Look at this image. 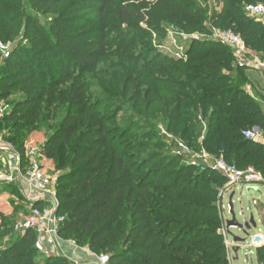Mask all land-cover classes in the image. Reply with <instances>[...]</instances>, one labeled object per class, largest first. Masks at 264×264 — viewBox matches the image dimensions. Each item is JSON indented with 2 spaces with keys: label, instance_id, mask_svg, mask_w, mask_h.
<instances>
[{
  "label": "trees",
  "instance_id": "16d2710c",
  "mask_svg": "<svg viewBox=\"0 0 264 264\" xmlns=\"http://www.w3.org/2000/svg\"><path fill=\"white\" fill-rule=\"evenodd\" d=\"M64 1L0 0V44L7 46L20 38L8 48L6 57L0 51V101L7 98L6 92L20 94L10 116L20 122L21 129L34 126L42 106L65 108L42 151L46 159L67 165L68 172L58 177L55 186L57 215L63 218L60 236L93 253L100 250L102 255L108 254L107 264H229L219 233L216 202L204 203L205 196L217 194L224 186L225 178L206 166L204 173L186 181L181 180L187 170L170 173L173 179L165 184L167 179H162L157 166L145 170L143 165L133 166L117 152L120 143L118 146L105 129L106 109L87 99L82 81V76L106 56L108 48L128 52L138 46L137 37L120 25L117 38L110 37L106 19L127 26L177 22L190 16L186 1L72 0L65 7ZM263 1L221 0L222 19L215 23L239 35L248 50L262 57L264 26L242 17L245 6ZM151 4L149 13H143ZM38 15L53 19L45 27ZM193 27L201 29L197 24ZM143 52L140 76L135 80L127 77L124 94L131 90L141 97L142 89L151 81L168 84L157 85L156 91H164L165 101L176 113L181 103L187 102L182 116H192L195 129L200 127L198 117L204 121L201 148L208 155L222 158L237 169L253 167L264 175V147L241 134L252 127L264 133V114L259 103L244 91L246 68L233 65L231 50L220 43H195L185 63L157 55L155 49ZM46 61L49 68L58 70V80L53 79ZM158 72L165 74V81L155 79ZM63 86V91L56 92ZM182 121L181 130L186 134L187 121ZM28 140L16 146L22 166L27 161ZM142 170L143 174L136 177ZM207 178L218 183L212 190L202 187ZM157 185L160 189L154 194ZM12 188L16 190L14 185ZM34 240L32 232L10 238L0 248V264H72L59 256L39 257ZM256 258L258 264H264V248L257 249Z\"/></svg>",
  "mask_w": 264,
  "mask_h": 264
},
{
  "label": "rangeland",
  "instance_id": "374dc122",
  "mask_svg": "<svg viewBox=\"0 0 264 264\" xmlns=\"http://www.w3.org/2000/svg\"><path fill=\"white\" fill-rule=\"evenodd\" d=\"M71 1L65 0L63 6H67ZM185 1L190 10V16L177 22L169 21L170 23H168L162 20L160 23H153L154 25L146 22H135L134 25L127 26V24L123 23L116 24L114 22L115 19L109 21L106 19L104 23L110 32L108 34L110 37L117 38L116 32L119 30L118 27L120 25L123 29H130L132 35L137 37L138 46L128 52H119V49L108 48L106 56L98 65L82 76V81L86 85L85 94L87 99L93 104L102 105L106 109L108 122L105 125V129L116 140L115 142L118 146L120 143V150L118 147L117 152L123 153L136 168L143 165L145 170L157 166L162 179H167L164 181L165 184L170 183L169 181L173 179L170 178V173L185 169L187 173L182 176L181 181H186L200 175L204 168L209 165L208 162L201 159L202 151L205 152L201 148V139L204 137L205 132H203L201 127L194 128V122H192L194 118L192 116H182L181 109L183 106H187V102L181 103V109L176 113L172 110L171 105L169 106L165 101L164 91L162 93L157 92L159 87L157 85L163 84L167 86L168 84H157V81H151L148 86L142 89L141 97H136V94L131 92V90L125 95L123 87L127 77L135 80L140 76L144 63V56H142L141 52L147 51L149 48L155 49L157 55H166L170 59L181 60L185 63L187 61V53L195 43H220L214 39L213 34L214 31H223L221 27L215 25L222 19V17H219L222 10L221 0ZM259 3H264V1ZM146 4L144 3L141 8L145 7ZM151 7L152 4L149 5V9H144L142 12L145 14L149 13ZM242 18L245 20L252 19L246 15H243ZM37 19L41 25L47 27L51 23L53 16L38 15ZM109 19H113V17L109 16ZM194 24L199 25L201 29L193 27ZM185 25L189 26V28L184 29ZM261 25L264 26V23L261 22ZM15 41L10 42L9 46L14 47L20 41V38ZM229 49L234 58L233 65H239L235 52L231 48ZM144 53L146 54V52ZM46 62L47 68L50 69V74L54 75L53 79L58 80L57 78L61 77L56 74L58 70L54 66L49 68L48 61ZM41 63L43 64L42 61L39 62V64ZM155 79L165 81L166 76L164 73L160 74L158 72L155 74ZM233 82L232 84H234ZM65 87L56 89V92L63 91ZM2 91L3 89L0 90V92ZM6 93L7 98L0 101V104L4 107V113L0 119V236L2 235L0 248L4 247L10 238L18 235L14 232V225L19 220L20 215L26 214L29 205L17 189L13 190L12 183H6L3 180V177L8 176L14 167V156L17 155L16 146L29 137L25 144L27 162L29 161V163L55 178V186L58 185V177L68 172L66 164L63 166L61 164L60 166L56 160H48L42 155L47 139L55 132L62 117L65 115V108L54 104L48 109H44L42 106L34 126L21 129L20 122L12 120L10 116L21 96L18 92ZM190 111L192 112V110ZM177 115L180 116L177 117ZM199 118L196 120L198 123ZM182 120L187 121L184 126L187 129L186 134H183L181 130ZM126 131H128V134L125 135ZM193 135L196 136L194 137ZM205 154L208 155L206 152ZM65 157L67 162V156ZM59 158L60 156H57L58 162ZM26 165L25 162L23 166H20L24 167ZM144 170L138 172L136 177L142 175ZM217 184L207 178V180L203 181L202 187L203 189L212 190ZM159 187L157 185L152 193L158 194ZM229 191L231 190L226 191L222 187L218 189L217 194L211 193L205 196L204 203L213 204L216 202L218 210V204L223 194L229 193ZM233 194L232 206L235 223L243 225L244 222L249 221L251 218L250 205L253 222L259 228L258 217L253 210L252 202L259 201L264 204V186L252 184L238 187L233 190ZM157 201H160V199ZM228 204L227 200L225 206H228ZM152 213L155 214L157 211L152 210ZM232 230L227 236L229 241H232L233 238L241 241L247 240L242 230L235 226ZM62 239L64 241L71 240L70 238ZM79 246L85 247L84 245ZM93 254L98 257L102 255V252L98 250ZM39 257L41 256L39 255ZM233 264H256L254 252L251 257H245V252L240 251L239 259Z\"/></svg>",
  "mask_w": 264,
  "mask_h": 264
},
{
  "label": "built area",
  "instance_id": "2783aa9c",
  "mask_svg": "<svg viewBox=\"0 0 264 264\" xmlns=\"http://www.w3.org/2000/svg\"><path fill=\"white\" fill-rule=\"evenodd\" d=\"M246 16L264 23V3L247 5L244 7ZM214 39L221 44L231 48L235 52L239 66L248 65V61H252L261 65V63L253 57L252 53L245 47L241 37L231 31H214ZM10 46H2L0 50L7 56ZM4 113V107L0 104V119ZM199 125L203 132L206 130V124L199 118ZM242 137L248 141L256 142L264 147V134L258 127H252L242 133ZM203 138V137H202ZM202 140V139H201ZM15 162L12 172L8 176H4L6 183H12L18 192L28 202L27 212L20 215L19 220L14 225V232L18 235H25L32 232L35 236L33 248L41 256H56L57 245L61 241L59 234V225L63 218L57 215L58 201L55 194L56 179L46 174L40 168L26 161V166H20L18 155L14 156ZM201 159L209 163L212 170L221 174L225 178L223 189L232 190L238 187H244L252 184H263L264 176L257 172L253 167L246 169H237L235 166L226 163L222 158H214L202 151ZM36 204V205H35ZM221 227L219 233L222 236L223 246L226 251L228 262L230 261L229 252L232 244L227 240L225 230V221L219 215ZM66 243L73 248L77 247L74 241L67 240ZM243 249L251 252V249L264 246V237L262 235L249 236V241L245 242ZM97 264H107L108 256L101 255L96 259ZM72 264H80L73 262Z\"/></svg>",
  "mask_w": 264,
  "mask_h": 264
},
{
  "label": "crops",
  "instance_id": "0c3cea01",
  "mask_svg": "<svg viewBox=\"0 0 264 264\" xmlns=\"http://www.w3.org/2000/svg\"><path fill=\"white\" fill-rule=\"evenodd\" d=\"M248 51L252 53L253 57H256V59L261 63V65H258L257 63L252 61H248V65L244 66L246 68L244 72L247 77V83L244 86V91L250 97H252L257 103H259L261 110L264 114V57L253 51L250 50ZM262 185L264 186V182ZM233 190L234 189L229 191V193L227 192L224 193L218 204V210H219L218 214L221 216L222 220L225 221V230L227 229L226 230L227 236L230 233V231H233L232 229L234 228V226H230L229 228L227 227V223L232 220V216L229 211L230 210L229 204L228 206H225V203L227 200L229 202V198L231 196L233 198L234 195ZM231 203H232V199H231ZM252 205H253V210L257 214L258 223L260 226L258 228L256 224L255 228H253L252 233L249 236L262 235L264 237V204L260 203L259 201H253ZM249 210H250V215L252 217L251 214L252 208L250 205H249ZM232 211H233V206H232ZM233 218L235 222L234 213H233ZM66 241H64L61 237V241L57 245L58 254L56 256L62 257L70 263L78 262L80 264H97L96 263L97 257L93 254V252L89 251L86 247H80L79 245H77L76 248H73L70 245H68ZM248 241H249V237L245 242ZM228 242L232 244L231 251L229 252L230 255L229 264H233V262L239 259L240 251L245 252V257H251V255L254 252L256 264H258L256 258V251L257 249L264 248V246L258 247L256 249H251V252L249 253L243 249V247L246 245L245 242L244 243L234 242L233 239L232 241L228 240Z\"/></svg>",
  "mask_w": 264,
  "mask_h": 264
},
{
  "label": "water",
  "instance_id": "95a60500",
  "mask_svg": "<svg viewBox=\"0 0 264 264\" xmlns=\"http://www.w3.org/2000/svg\"><path fill=\"white\" fill-rule=\"evenodd\" d=\"M231 199H232V196L229 198V209H230L229 211H230V214L232 216V220L227 223V227L229 228L230 226H235L236 228L242 230L246 236V239H247L249 237V235L252 233L253 228H255V223L253 222L252 217L249 219V221L244 222L243 225H239V224L235 223L234 218H233ZM233 241L244 243L246 240L241 241L237 238H233Z\"/></svg>",
  "mask_w": 264,
  "mask_h": 264
}]
</instances>
